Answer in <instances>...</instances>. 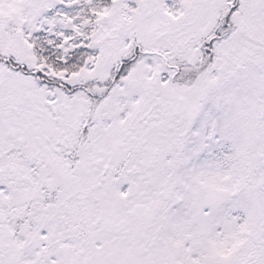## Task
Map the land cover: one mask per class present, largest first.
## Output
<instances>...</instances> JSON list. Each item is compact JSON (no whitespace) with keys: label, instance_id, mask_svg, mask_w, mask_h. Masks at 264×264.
I'll return each mask as SVG.
<instances>
[{"label":"snow or ice","instance_id":"1","mask_svg":"<svg viewBox=\"0 0 264 264\" xmlns=\"http://www.w3.org/2000/svg\"><path fill=\"white\" fill-rule=\"evenodd\" d=\"M0 264H264V0H0Z\"/></svg>","mask_w":264,"mask_h":264}]
</instances>
